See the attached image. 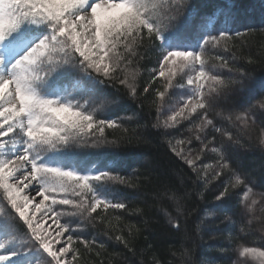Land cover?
Listing matches in <instances>:
<instances>
[{"label":"snow or ice","instance_id":"snow-or-ice-1","mask_svg":"<svg viewBox=\"0 0 264 264\" xmlns=\"http://www.w3.org/2000/svg\"><path fill=\"white\" fill-rule=\"evenodd\" d=\"M206 16L198 17L189 0H0V264H80L83 253L105 249L83 225L115 230L109 210L127 205L113 186L135 185L112 168L89 167L73 149L115 143L104 133L124 128L112 111L122 90L140 110L145 102L155 108L153 128L179 131L189 123L190 135L169 138L168 146L191 169L193 183L206 188L229 174L213 205L224 214L229 242L237 215L241 232L255 231L258 220L264 233V191H254L264 188V177L257 185L234 168L232 154L206 131L221 134L233 151L244 148L242 137L251 140L258 122L264 125V77L235 63L234 40L243 33L233 30L234 7L222 3ZM149 53L155 61L146 68ZM221 99L232 103L215 116L235 136L209 116ZM193 141L198 148L187 147ZM255 147L264 154V127ZM207 152L215 163H203ZM230 189L242 190L234 203ZM169 199L179 212V198ZM168 219L179 231L178 220ZM260 240L233 249L237 258L227 264H264V235ZM115 241L129 248L123 235Z\"/></svg>","mask_w":264,"mask_h":264},{"label":"trees","instance_id":"trees-1","mask_svg":"<svg viewBox=\"0 0 264 264\" xmlns=\"http://www.w3.org/2000/svg\"><path fill=\"white\" fill-rule=\"evenodd\" d=\"M189 2L198 17L211 14L222 3L234 7L238 19L232 25L233 30L243 33L234 40L239 57L235 63L246 67L255 77H264V0ZM215 26L213 20L209 24V30ZM247 56H251L255 63L247 64ZM148 57V60L142 62L146 68L153 66L155 54L149 53ZM146 79L147 73L142 72L140 84L143 85ZM111 91L115 92V89ZM116 98L120 103L112 106L114 117L120 118L128 131L125 132L124 128H106L104 135L108 141L115 143L98 148H74L73 151L89 167L95 165L112 168L121 175L131 177L135 186H113L116 198L127 205V210H109V219L115 230L105 229L102 224L95 227L91 224L83 225V234L89 239L95 236L99 243L105 244V249H97L100 256H96L95 252L83 253L80 264H101V261L103 264H227L234 245H250L253 241H261L260 237L264 233L259 230V221L254 222L256 230L246 234L239 230L241 224L238 215L234 217L237 228L231 233L234 240L230 243L227 239L230 233L225 231L224 214L212 204L214 196L222 190L223 181L228 178L227 172L222 179L209 183L206 188L203 184L193 183L195 175L171 152L167 134L161 128L152 127L157 118L155 108L149 109L145 102V107L140 110L136 102L123 94V90ZM230 103L232 101L225 103L221 99L218 106L210 112L214 121L222 120L224 129H228V121L215 116V112L226 109ZM128 117L132 119L129 120ZM229 131L236 135V129L230 128ZM250 135L251 140L247 135L242 137L245 147L235 151L228 146L229 142L225 137L219 136L217 140L219 146L224 145L226 151L232 154L233 167L249 174L259 185L264 177V154L255 147L258 136L256 129ZM236 190L230 189L233 203L238 198ZM200 193L203 194L202 197ZM173 195L179 198V212L175 200L169 199ZM136 209L140 211L137 212ZM115 216L122 219L116 221L113 218ZM169 216L175 218L174 222L178 220L179 231L171 226ZM105 231L111 239L104 235ZM116 235H123L129 241L131 251L115 241ZM259 245L260 243L257 246ZM222 247H228L229 251L220 257L217 252Z\"/></svg>","mask_w":264,"mask_h":264},{"label":"rangeland","instance_id":"rangeland-1","mask_svg":"<svg viewBox=\"0 0 264 264\" xmlns=\"http://www.w3.org/2000/svg\"><path fill=\"white\" fill-rule=\"evenodd\" d=\"M209 116H210V112H209ZM210 118H211V116H210ZM215 122V124H216V126H219V127H222L223 128V124H222V120L221 121H219V120H217V121H214ZM228 124V129L230 130V128L231 129H235L234 127H232V125L231 124H229V123H227ZM229 126H230V128H229ZM178 128H179V131H177V129H168L167 131H165L163 128H161L166 134H167V136L169 137V138H171V139H173V142H175V139H184L185 137H187L188 135H190V133L187 131V128L189 127V123L187 122V121H184L183 122V126H177ZM262 127H264L263 125H260L259 124V122H258V124H257V126H256V131H257V135H259L260 134V131H261V128ZM228 129H226V130H228ZM207 132H208V134H209V136H212V135H214L215 136V146H217L218 147V137L219 136H221V137H223L221 134H219V133H214L213 131H212V129L211 128H209V129H207L206 130ZM256 133V132H255ZM258 137V136H257ZM178 148L179 147H181V146H177ZM187 147H190V148H193V149H196V148H198L199 147V142H197V141H193V143L191 144V145H188ZM215 160H216V157H215V155L214 154H212V153H210V152H207V153H205L204 154V156L202 157V161H203V163H215ZM198 163H200V162H198ZM224 176V175H223ZM223 177H220V178H218L217 180H220V179H222ZM216 180V181H217ZM213 182H215V181H212L211 182V184L213 183ZM210 186V185H209ZM254 191H256V192H260V191H264L263 189H260V188H258V187H255L254 188ZM236 192H238L237 193V196H242V190L241 189H237L236 190ZM218 194V193H217ZM216 194V195H217ZM215 195V196H216ZM214 196V197H215ZM215 203H217L215 200H214V198H213V205L215 204ZM261 213H260V210H259V206H257V208H256V210H255V215L256 216H259ZM254 222H256V221H254ZM227 223V222H226ZM237 228V227H236ZM239 229V228H238ZM238 229H237V231H238ZM240 230V229H239ZM212 241H214V239L212 238ZM253 244H236V245H234L233 246V248H232V252H230V254H231V256L229 257V258H231V259H236L237 258V252L236 251H233V249H237L238 248V246H240V245H245V246H257L258 245V243H261V241H253L252 242ZM255 243H257V244H255ZM228 253V251L227 252H221V251H219V252H217V255H219L220 257L222 256L223 257V255H226ZM250 264H254V262H251L250 261Z\"/></svg>","mask_w":264,"mask_h":264},{"label":"bare ground","instance_id":"bare-ground-1","mask_svg":"<svg viewBox=\"0 0 264 264\" xmlns=\"http://www.w3.org/2000/svg\"><path fill=\"white\" fill-rule=\"evenodd\" d=\"M218 147H220L219 145H218ZM241 196V195H240ZM239 197V196H238Z\"/></svg>","mask_w":264,"mask_h":264}]
</instances>
